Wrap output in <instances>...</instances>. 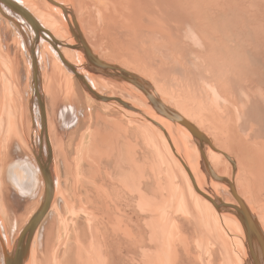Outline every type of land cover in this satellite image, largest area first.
Here are the masks:
<instances>
[{"label": "bare ground", "instance_id": "bare-ground-1", "mask_svg": "<svg viewBox=\"0 0 264 264\" xmlns=\"http://www.w3.org/2000/svg\"><path fill=\"white\" fill-rule=\"evenodd\" d=\"M10 1L16 4L15 10L0 0V32L3 29L13 36L10 45L0 35V264H4V250H14L44 197L40 153L45 163L50 158L55 194L36 230L26 264H195V260L199 264H247L241 221L233 212L219 210L212 200L239 205L229 185L234 184L264 234L263 130L241 129L243 117L235 110L240 131L249 143L255 140L246 148L253 151V163L221 151L211 139L217 149L207 145L208 160L226 183L214 180L206 174L198 145L185 125L158 114L137 86L91 70L84 52L72 47L77 42L69 10L92 50L107 62L115 63L112 58L146 64L140 48L126 40L129 34L144 31L137 25L144 17L149 23L180 26L181 41L206 50L208 39L190 22L188 9H181L179 0ZM200 2L213 7L217 20L229 16L234 21L229 30L232 36L238 35L236 7L225 9L224 0ZM22 11L30 13L35 24L20 15ZM123 20L136 24L126 25ZM154 37L157 42L163 38L157 33ZM159 52L171 54L169 48H159ZM198 57L205 62L204 53ZM33 64L39 70L44 117L33 83ZM68 64L97 93L121 98L140 111L90 93L84 101L81 94L86 88ZM22 66L28 70L27 81ZM152 74L148 67V78ZM155 81L157 89L150 84L164 94L162 100L208 131L210 138H231L229 122L219 118L220 108H225L217 103L220 124L212 126V118L200 112L198 89L192 91L182 82L176 103L174 92ZM205 83L212 81L207 78ZM95 106L118 115L112 119L98 113L96 118ZM225 157L231 162H224ZM218 190L235 202L216 195ZM190 221L198 232L196 256L185 232ZM256 251L258 264H264L261 250ZM218 252L222 259L216 260ZM247 253L249 264H257Z\"/></svg>", "mask_w": 264, "mask_h": 264}, {"label": "rangeland", "instance_id": "rangeland-1", "mask_svg": "<svg viewBox=\"0 0 264 264\" xmlns=\"http://www.w3.org/2000/svg\"><path fill=\"white\" fill-rule=\"evenodd\" d=\"M228 1H231V3H228ZM224 2H226L225 9L236 7L237 17L234 24L241 29L238 35L232 36L229 30V24L234 22L229 16L220 17L217 20L213 7L203 6L200 0H179L180 8L182 9L184 6L188 9L186 12L189 14L190 22L202 31L208 39L209 44L206 50H202L201 47H196L194 44L190 46L181 41L178 36L181 32L180 26L170 27L157 21L149 23L144 17L137 22V25L144 28V31L141 30L139 35L129 34L126 40L132 41L140 48L146 64H137L134 61L121 63L116 59H110L128 70L146 77L156 89L155 79L164 82L174 92L172 98L175 102L180 92L179 86H183L182 82L188 84L191 90L194 88L197 91L198 89L197 94L202 102L200 112L205 117L212 118V126H217L216 123L220 124L219 120L216 119L215 107L220 105L225 108V110L220 108L219 118L223 121L226 118V121L229 122L232 129L231 138L224 140L222 136H213L211 139L221 151H226L235 158L237 154L241 155L248 159V163H253L254 156H251L253 151L246 148H249V144L251 146L255 140H251L249 143L250 139L242 134L239 128L240 125L235 123L234 112L237 110L238 114L243 117L244 124L241 129L254 126L260 132V128L264 132V45L261 44L264 41V0H224ZM123 22L119 24L122 25ZM124 24L132 26L136 24V21L130 20L124 22ZM154 33L163 37L161 41L157 42L154 39ZM0 35L2 39L6 37L7 43L11 45L13 36L5 34L3 29ZM159 48L164 50L169 48L171 54H162L159 52ZM201 53L205 55V62L198 57ZM106 59H108V56ZM22 63L25 64L24 61ZM148 67L155 72V75L152 74L153 76L149 78L147 75ZM22 74L24 75L23 80L27 81L28 70L24 66H22ZM74 76L81 85L82 83L78 77L75 74ZM207 78L212 83L206 84ZM81 87L83 88L82 85ZM83 89L81 95L84 100L87 99L89 93L86 89ZM160 95L164 97V94ZM213 96H215V100H213ZM95 109L96 118L98 113L112 119L118 115L117 111L113 113L105 108L104 110L103 107L95 106ZM205 132L208 134V131L205 130ZM253 145L257 147L258 143ZM146 148L149 150V147L146 146ZM225 158L224 162H231L228 157ZM153 159V156L150 155V160ZM146 170L150 171L148 166ZM215 193L224 200H229L228 202H235L236 198L232 193L235 199L220 190ZM185 232L196 256L195 241L198 232L191 221L190 229H186ZM247 252L246 246L243 260L249 264L246 259V256L248 257ZM218 259H222L220 252H218L216 260ZM194 263L199 264L196 260Z\"/></svg>", "mask_w": 264, "mask_h": 264}, {"label": "water", "instance_id": "water-1", "mask_svg": "<svg viewBox=\"0 0 264 264\" xmlns=\"http://www.w3.org/2000/svg\"><path fill=\"white\" fill-rule=\"evenodd\" d=\"M2 1H4L6 5L12 7L15 10L14 7L16 6V4L14 2H11L10 0H2ZM59 5L65 9V12H67L64 6H62L61 4ZM69 11L70 14L72 15V22H73L72 24L70 22V29L77 42V44L72 45V47H74V49H79L84 52L87 60L86 65L91 70L96 71L100 74L106 75L120 82H128L137 86L140 90L144 92V94L148 99L149 104L158 114L165 116L174 122H178L185 125L192 133L194 140L198 145L206 174L211 178H213L214 180L226 183V178L224 176L217 175L208 160L207 145H209L213 149H217V148L213 145L211 138L206 134V132L200 130L198 126H196V124L185 118L175 108H172L171 106L166 104L162 100V96L156 92V90L150 84V82L141 74L128 70L122 67L120 64L109 63L103 60L102 58H100V56H98V54H96V52H94L90 47L73 11L72 10ZM20 13H21L20 15L24 16L30 23L35 24L34 22L36 21V19L32 18V15L30 13L26 11H22ZM33 60L35 62V58H33ZM68 66L74 71L75 75L80 79L84 87L87 89V92L93 95L96 99L104 100V101L116 100L125 107H128L134 111H140L139 109L133 107L128 102L123 101L121 98L108 97L97 93L88 84V81H86L85 76L83 74H81L76 69H74L73 66L69 64ZM38 71L39 70L37 66L33 64V83L36 87L35 92H36V96L39 99L40 108L42 111V117H44L43 116L44 104L42 103V100H40V96L38 95V83H39ZM48 154L49 157H51L50 151ZM40 157L42 158V160ZM37 159L44 178V184H45L44 197L36 213L32 216V218L28 221V223L23 227L22 231L20 232L18 239L16 240V243L14 245V250L10 253L4 250V264H26V262L30 257L31 246L36 230L40 225L41 221L43 220V218L45 217V215L48 213L52 205V202L54 200L55 182L52 174L53 172L51 170L52 168L50 164V158L48 162L45 163L40 153ZM229 185L231 186V190L234 196L236 197L239 205L230 204V203L227 204L222 201L221 203H218L215 200L212 201L219 210H228L230 212H233L239 218L245 231L246 246L248 248L250 257L255 263L258 264L259 261L257 257L259 256L256 253L257 252L256 249L261 250L262 253L261 256L264 260V234L260 228L259 222L255 219V216L253 215L252 211L250 210L246 202L237 194L234 188V184L232 185L229 184ZM257 246L259 248H257Z\"/></svg>", "mask_w": 264, "mask_h": 264}]
</instances>
